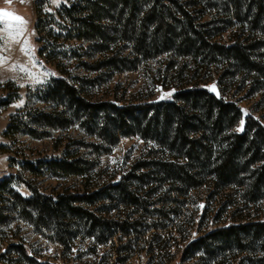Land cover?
<instances>
[{
	"label": "rangeland",
	"instance_id": "1",
	"mask_svg": "<svg viewBox=\"0 0 264 264\" xmlns=\"http://www.w3.org/2000/svg\"><path fill=\"white\" fill-rule=\"evenodd\" d=\"M78 1L0 0V10L19 15L27 22L22 25L25 31L21 36L15 35L17 22L11 21L13 27L6 31L9 19L0 22V102L12 97L11 104L0 107V181L13 176L15 191L25 198L33 194L27 183L46 196L92 195L109 184L126 183L154 213L105 198L93 206L81 204L119 221L134 213L130 221H139L140 224L130 236L117 233L104 244L89 237L88 230L76 225L66 239V245H62L55 241L54 230L41 229L26 221L19 214L20 209H16L14 199L2 196L0 261L7 251L4 258L9 264H32L23 256L24 250L38 264H216L211 256L202 252L195 257L189 252L185 257L186 247L217 228L264 221V203L247 205L240 189L218 190L211 184V176L205 184L194 189L162 182L156 176L149 177L148 171L136 170L140 163L175 162L176 154L139 136H121L111 146L91 134L92 130L83 124L84 117H71L72 111L69 112L66 106L46 101V97L57 79L74 85L81 97L90 103L109 102L125 106L173 102L174 96L184 88L199 86L210 92L211 86L216 85L219 97L242 109L243 125L240 121L233 130L241 133L248 116L264 125V23L253 26L246 18L231 21L226 14L215 9H203L200 22L211 29L212 42L247 49L249 58L263 68L261 74L235 62L223 61L208 67L191 58L176 57L173 53L142 60L134 53L131 43H120L114 49L125 59L126 70L114 72L102 68L96 71L90 66L103 59L104 54L94 52L90 43L66 40L65 32L56 28L50 17L62 6ZM242 13L244 16L246 10ZM39 18L43 21L41 31L36 28ZM225 26L228 29L223 31ZM24 40L34 49V56L21 50ZM45 47L43 61L39 51ZM30 112H64V118L69 122H65L66 127L58 129L37 127L30 125ZM15 115L22 116L31 129L41 135L47 133L46 136L35 138L20 134L5 137ZM67 153L71 159L90 163L87 174L63 177L43 169L41 174L35 175L21 167L24 161L61 159ZM129 175L130 181H124L123 178ZM112 207L115 209L107 213ZM243 256L237 251L228 252L222 264H239Z\"/></svg>",
	"mask_w": 264,
	"mask_h": 264
},
{
	"label": "trees",
	"instance_id": "2",
	"mask_svg": "<svg viewBox=\"0 0 264 264\" xmlns=\"http://www.w3.org/2000/svg\"><path fill=\"white\" fill-rule=\"evenodd\" d=\"M203 9H215L226 14L231 21L246 18L253 26L264 23V0H80L62 6L50 17L54 26L65 32L66 40L90 43L94 52L104 54L103 59L90 66L92 70H126L125 59L114 49L120 43H131L134 53L142 60L173 53L176 57L191 58L208 67L223 61L235 62L261 74L263 68L249 58L247 49L211 41L214 37L211 29L200 23ZM243 10H246L244 16ZM42 22L39 18L36 23L39 31ZM45 53L46 47L39 51L43 61ZM47 94L46 101L66 106L69 112L72 111L71 117H84L83 124L92 130L91 134L111 146L121 136H139L176 154L175 162L140 163L136 170L148 171L147 176L181 184L185 189L199 188L211 176V184L218 190L240 189L247 205L264 203V125L248 116L243 132L234 133L243 118L242 109L222 97L216 98L208 89L199 86L184 88L174 96L173 102L140 106L90 103L81 97L74 85L63 79H57ZM11 99L1 101L0 107H7ZM64 116V112L28 114L30 125L46 129L66 127L65 122L69 121ZM30 125L22 116L15 115L5 137L20 134L35 138L46 136L47 133L41 135ZM67 154L61 159L24 161L21 167L35 175L41 174L43 169L63 177L87 174L90 163L71 159ZM11 162L15 163V160L11 159ZM13 179L12 176L0 181V201L2 196L13 198L16 209H20L19 214L26 221L41 229L54 230L55 241L62 245H66V239L76 225L88 230L89 237L104 244L117 233L130 236L140 224L139 221H130L134 213L119 221L81 204L93 206L105 198L150 212L148 204H144L126 183L109 184L92 195L57 196L41 195L27 183L33 194L25 198L15 191ZM130 179L131 175L123 178L124 181ZM113 209L115 207L109 208L107 213ZM234 251L244 254L239 264H264V221L217 228L190 243L184 256L192 252L191 257H195L202 252L211 256L216 264H222L223 257ZM22 253L30 263L38 264L24 250ZM6 255L7 251L2 256Z\"/></svg>",
	"mask_w": 264,
	"mask_h": 264
},
{
	"label": "snow or ice",
	"instance_id": "3",
	"mask_svg": "<svg viewBox=\"0 0 264 264\" xmlns=\"http://www.w3.org/2000/svg\"><path fill=\"white\" fill-rule=\"evenodd\" d=\"M9 19V23L7 25H5V31L9 28H12L13 27V24L11 23V21H15L17 22L16 25H15V28H16V32H15V35L16 36H21L23 35L25 29L22 27V25L26 24L27 22L19 15H13L11 12H5L3 10H0V22L4 21L5 19ZM9 35H13L12 33H9ZM25 54H29L30 52L33 54L34 56V49H31L29 46H28V41L27 40H24V47H22L21 49ZM35 62V61H34ZM21 70H24L23 67L21 66ZM47 75V73H45ZM54 75V73L52 74ZM210 90H213L215 91V86H211V89ZM167 95H171L170 93H168ZM164 97H161V99H163ZM23 103V101H21V104ZM19 105H17L18 107ZM245 114L246 111H245ZM243 125V121H241V126ZM242 130V127L241 129ZM200 207H203V205H201Z\"/></svg>",
	"mask_w": 264,
	"mask_h": 264
},
{
	"label": "water",
	"instance_id": "4",
	"mask_svg": "<svg viewBox=\"0 0 264 264\" xmlns=\"http://www.w3.org/2000/svg\"><path fill=\"white\" fill-rule=\"evenodd\" d=\"M214 86H215V91L210 90V93H211L213 96H215L216 98H219V91H218V88H217L216 85H214Z\"/></svg>",
	"mask_w": 264,
	"mask_h": 264
},
{
	"label": "built area",
	"instance_id": "5",
	"mask_svg": "<svg viewBox=\"0 0 264 264\" xmlns=\"http://www.w3.org/2000/svg\"><path fill=\"white\" fill-rule=\"evenodd\" d=\"M0 264H9V261L7 258H1Z\"/></svg>",
	"mask_w": 264,
	"mask_h": 264
}]
</instances>
